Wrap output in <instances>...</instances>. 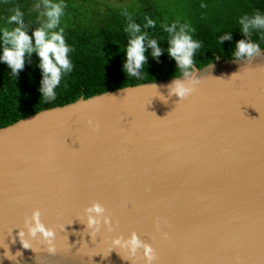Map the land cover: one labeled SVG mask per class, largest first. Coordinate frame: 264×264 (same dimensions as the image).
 Instances as JSON below:
<instances>
[{
	"label": "water",
	"instance_id": "95a60500",
	"mask_svg": "<svg viewBox=\"0 0 264 264\" xmlns=\"http://www.w3.org/2000/svg\"><path fill=\"white\" fill-rule=\"evenodd\" d=\"M193 66L183 99L181 74L0 126V264H144L112 243L132 232L152 264H264V49ZM93 202L110 223L92 232ZM36 209L52 244L28 232Z\"/></svg>",
	"mask_w": 264,
	"mask_h": 264
},
{
	"label": "trees",
	"instance_id": "16d2710c",
	"mask_svg": "<svg viewBox=\"0 0 264 264\" xmlns=\"http://www.w3.org/2000/svg\"><path fill=\"white\" fill-rule=\"evenodd\" d=\"M54 2H62L64 6L57 27L64 29L65 41L71 46L69 56L73 68L62 75L55 98L48 100L39 90L42 76L35 52L25 59L24 67L16 74L11 73L6 63L0 62V126L80 96L181 75L175 61L166 53L169 34L163 26L173 21L187 23L193 39L200 42V48L193 55V64L201 68L217 57L222 60L235 58L232 55L235 43L245 38L239 31V18L257 12L264 15V0H186L181 18L157 0H131L126 5L100 3L99 0ZM16 8L22 13L29 35L45 19L42 0H0V28L10 30L16 26L14 22L6 23ZM125 12L129 16H125ZM145 16L155 24L144 28ZM129 18L139 24L149 38H155L162 50L158 58L146 51L147 61L139 77L127 76L123 71V51L128 38L124 27ZM225 32H231V40L220 43L219 36ZM247 38L264 49V29L252 30ZM3 46L0 42V48Z\"/></svg>",
	"mask_w": 264,
	"mask_h": 264
},
{
	"label": "clouds",
	"instance_id": "9594fccd",
	"mask_svg": "<svg viewBox=\"0 0 264 264\" xmlns=\"http://www.w3.org/2000/svg\"><path fill=\"white\" fill-rule=\"evenodd\" d=\"M42 3V15L45 19L39 27L32 29L31 35L24 26L19 8H16L14 13L7 18L6 23L14 22L16 26L10 30L0 28V42L5 45L0 48V62L6 63L11 73L16 74L24 67L25 59L35 52L39 58L38 67L42 76L39 90L42 96L52 100L55 98V89L60 84L62 75L70 72L73 65L69 56L71 46L65 41L64 29L57 27L63 15V3L54 2V0H42ZM201 6L203 7V5ZM124 15L129 16L127 12ZM238 23L239 31L244 34L245 38L236 41L232 55L236 60L250 61L259 55L260 46L247 37L254 29H264V15L259 12L251 16L244 15L239 18ZM154 24V20L145 16L144 28H149ZM163 27L169 34L166 53L175 61L176 68H179L182 73V78H173L167 85L168 94L169 96L175 94L183 99L192 93L194 86L200 82L193 75L195 72L193 55L201 45L198 40L193 39L192 29L187 23L181 24L177 20ZM53 29L55 30L53 31ZM124 32L128 38L123 51L125 57L123 71L127 76L139 77L140 70L147 61L146 51L153 58H158L162 50L157 40L149 38L146 32L141 31V26L130 18L124 27ZM225 40H231V32H225L219 36L220 43ZM104 212V207L98 202H93L86 207V225L92 232L98 230L101 222L104 225H109L110 218L104 215ZM40 215L39 209L33 210L30 219L25 220V225L30 235L35 236L39 233L45 242L52 244L54 230L45 226ZM20 235L23 236V232ZM112 243L114 246L126 250L129 257H137L138 250L142 249L144 264H152L155 259L152 246L142 241L136 232H132L127 238L117 236L112 240ZM23 247L28 248L29 244L25 241ZM54 251V247L48 249L49 253H54ZM5 256L7 257L6 254Z\"/></svg>",
	"mask_w": 264,
	"mask_h": 264
},
{
	"label": "rangeland",
	"instance_id": "374dc122",
	"mask_svg": "<svg viewBox=\"0 0 264 264\" xmlns=\"http://www.w3.org/2000/svg\"><path fill=\"white\" fill-rule=\"evenodd\" d=\"M130 1L131 0H99L100 3L109 2L110 4H116V5H126ZM157 2H159L161 4H164V5H167L168 7H170L171 10L174 11V15L177 18H181V16H183V13H182L181 10L185 6L186 0H157Z\"/></svg>",
	"mask_w": 264,
	"mask_h": 264
}]
</instances>
